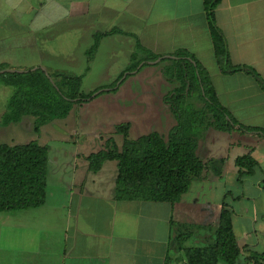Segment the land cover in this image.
Instances as JSON below:
<instances>
[{
	"label": "crops",
	"instance_id": "1",
	"mask_svg": "<svg viewBox=\"0 0 264 264\" xmlns=\"http://www.w3.org/2000/svg\"><path fill=\"white\" fill-rule=\"evenodd\" d=\"M215 14L232 62L253 67L264 78V0H222ZM0 28L1 34L5 33L0 35L4 50L15 45L39 59L45 39L50 40L48 33L54 29L57 35L65 30L72 33L74 41L92 40L86 50L90 62L103 43L115 46L114 42H120L129 52L126 68L138 42L156 54L186 49L209 71L223 106L240 122L264 127V90L244 71L221 72L204 0H0ZM114 28L130 34L103 36L89 57L95 35ZM10 35L18 40L11 42ZM69 49L68 44L61 51L71 55ZM2 64L18 68L9 62ZM9 93L6 87H0L3 96L0 124L13 94ZM26 116L19 123L2 124L0 128L20 126ZM83 121L84 125H90L89 121ZM47 124L37 133L39 140ZM249 153L259 165L240 176V171L247 169L240 168L235 161ZM89 154L78 151L72 156L70 182L63 171L58 174L60 185L54 191H49L47 182L43 205L0 211V264H187L183 249L205 247L214 241L213 230L219 226L223 202L228 201L227 193L234 188L235 198L228 202L241 248L235 264H264V258L257 257L264 254V136L237 128L223 131L208 126L198 137L196 150L205 164L203 173L192 179L189 190L174 203L116 199L117 161L106 160L98 172H92L86 159ZM253 177H256L251 183L253 191H248L246 184ZM227 178H232L236 187L229 189L226 184L223 196L213 197L211 191L216 182ZM205 190L209 195L203 198ZM178 224L206 228L178 245ZM191 238L193 246L189 245Z\"/></svg>",
	"mask_w": 264,
	"mask_h": 264
},
{
	"label": "trees",
	"instance_id": "2",
	"mask_svg": "<svg viewBox=\"0 0 264 264\" xmlns=\"http://www.w3.org/2000/svg\"><path fill=\"white\" fill-rule=\"evenodd\" d=\"M221 1L204 0L219 68L224 74L244 71L252 75L264 90V78L257 70L247 65H235L231 60L225 35L216 21L215 9ZM114 33L130 34L117 28L97 33L88 51L89 57L103 36ZM158 59H172L182 70L183 86L174 95L166 96L177 119V124L169 130L168 140L158 131L131 139L128 137L130 123L127 122L118 127L125 136L121 149L113 143L111 147L90 153L86 159L92 172H98L106 160L117 161L116 199L174 203L189 190L192 179L201 177L203 173L205 164L197 156L196 150L198 136L203 135L208 126L213 125L223 131L237 128L264 136V127L245 125L221 104L209 71L186 49H178L172 54H156L138 42L131 63L115 83L90 93L80 92L82 75L54 72L60 79L55 86L43 67L10 70L7 64H2L0 85L13 88L2 124L19 123L24 115H32L36 118L34 130L39 133L42 125L55 118L67 117L74 105L90 102L102 93L116 92L130 75L139 71L141 63ZM185 88L187 93L197 92L200 95L206 109L212 114L209 124H204L203 109L194 111L180 107V101L185 98ZM110 141H113L112 138L107 143ZM48 159L49 146L35 140L15 145L0 143V211L29 209L46 202ZM235 162L240 168L247 169L240 171V176L252 172L259 165L250 153L237 157ZM232 216L231 205L224 200L219 226L213 230L214 241L205 247L184 248L187 264H218L219 260L236 263L241 248L234 232ZM201 228L206 227L178 224V245ZM257 257L264 258V254H257Z\"/></svg>",
	"mask_w": 264,
	"mask_h": 264
},
{
	"label": "rangeland",
	"instance_id": "3",
	"mask_svg": "<svg viewBox=\"0 0 264 264\" xmlns=\"http://www.w3.org/2000/svg\"><path fill=\"white\" fill-rule=\"evenodd\" d=\"M1 33L0 28V35H5V33ZM10 33L16 35L13 31ZM48 34L51 37L48 42L45 39V47L41 50L43 51L41 59L35 54L25 53L15 45L4 50L3 44L0 42V63L9 62L18 67L13 69L20 70L39 67L36 62L40 63V67L47 68L50 81L55 86L60 79L52 71L84 75L80 92L90 93L99 87L113 85L130 62L128 49L122 46L120 42H114L115 46L103 43L94 60L90 62L86 50L90 47L92 40L91 42L86 39L80 42L74 41L72 40L73 34L66 30L57 35L54 29ZM17 40L16 36L10 38L11 42ZM68 44L71 55L61 51L62 47H67ZM7 66L9 65L7 64ZM11 67L9 66L8 69L11 70ZM88 67L90 69L87 71ZM181 74V68L172 59L145 61L139 65V71L130 75L116 92L102 93L90 102L76 104L67 117L55 118L49 122L41 132L40 140L34 130V117L27 115L20 126L0 128V141L15 145L35 140L48 145L47 182L49 183V191L52 192L56 189L55 186L60 185L57 177L61 171L67 172L65 177L68 182L72 180V165L74 164V157L72 156L78 151L83 153L97 152L100 149L111 147L113 143L121 149L125 138L118 128L121 124L130 123L128 137L131 139L158 131L165 140H168L169 130L177 124V119L170 104L166 101V96L174 95L183 86ZM0 87H6L10 91L9 96L13 92V88L10 86L0 85ZM184 93L185 98L180 101V107L183 110L189 108L194 111L203 109L205 113L204 124H209L212 120V114L206 109L200 95L197 92L187 93L186 88ZM2 100L3 96L0 95V113L3 110ZM231 115L235 117V114L231 113ZM240 115L243 116V114ZM83 120L89 121L90 125H84ZM109 138H112L113 141L107 143ZM113 162L116 163L115 161H108L110 164ZM255 178L253 177L248 185L246 184L248 191L252 190L253 185L251 183ZM108 181L105 180V182ZM226 184L229 189H232L235 181L232 178H227L226 181L222 180V182L217 181L211 195L221 198ZM208 195L206 190L205 193L202 192L203 198ZM233 198H235V188L227 193L229 202L232 203ZM189 245H195L193 238L190 239ZM180 256L183 259V256ZM184 256L186 257L185 253ZM219 264L226 263L221 261Z\"/></svg>",
	"mask_w": 264,
	"mask_h": 264
}]
</instances>
